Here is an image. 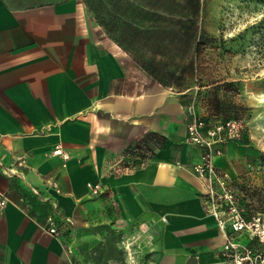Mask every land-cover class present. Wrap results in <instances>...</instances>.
I'll return each instance as SVG.
<instances>
[{"label": "crops", "instance_id": "1", "mask_svg": "<svg viewBox=\"0 0 264 264\" xmlns=\"http://www.w3.org/2000/svg\"><path fill=\"white\" fill-rule=\"evenodd\" d=\"M202 10L0 0V264H86L104 224L145 235L150 264H232L186 130ZM256 134L221 144L217 167L232 176ZM52 214L69 220L60 235L45 230Z\"/></svg>", "mask_w": 264, "mask_h": 264}, {"label": "rangeland", "instance_id": "2", "mask_svg": "<svg viewBox=\"0 0 264 264\" xmlns=\"http://www.w3.org/2000/svg\"><path fill=\"white\" fill-rule=\"evenodd\" d=\"M198 29V82L190 102L206 119L241 117L257 131L247 161L229 176L245 211L264 213V0H203ZM98 240L80 253L86 264H150L145 235L96 226ZM148 245V242H145Z\"/></svg>", "mask_w": 264, "mask_h": 264}, {"label": "built area", "instance_id": "3", "mask_svg": "<svg viewBox=\"0 0 264 264\" xmlns=\"http://www.w3.org/2000/svg\"><path fill=\"white\" fill-rule=\"evenodd\" d=\"M186 110L188 138L201 148L200 160L193 165V173L204 182V204L225 236L222 245L225 256L232 264H264V213L244 210L231 178L214 162L216 156L222 155L221 144L242 139L245 120L241 117L206 119L196 113L191 102ZM53 153L63 154L60 148L53 149ZM6 203V195L0 191V212ZM68 221L56 214L49 215L45 230L51 235H60ZM238 233H245L249 241L237 240ZM251 241L254 243L250 244Z\"/></svg>", "mask_w": 264, "mask_h": 264}, {"label": "trees", "instance_id": "4", "mask_svg": "<svg viewBox=\"0 0 264 264\" xmlns=\"http://www.w3.org/2000/svg\"><path fill=\"white\" fill-rule=\"evenodd\" d=\"M197 47H198V44H197ZM251 243H254V242L251 241L250 244H251Z\"/></svg>", "mask_w": 264, "mask_h": 264}]
</instances>
